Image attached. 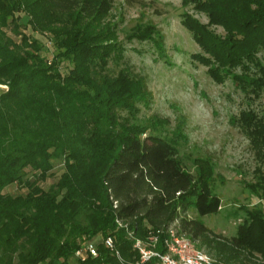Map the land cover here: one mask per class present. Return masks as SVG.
I'll list each match as a JSON object with an SVG mask.
<instances>
[{
    "label": "trees",
    "instance_id": "1",
    "mask_svg": "<svg viewBox=\"0 0 264 264\" xmlns=\"http://www.w3.org/2000/svg\"><path fill=\"white\" fill-rule=\"evenodd\" d=\"M189 3L207 18L181 13L203 51L194 56L216 80L223 67H256L258 77L232 80L264 93V0ZM112 7L113 0H0V264H123L101 245L97 257L76 262L79 243L100 233L114 235L130 263L137 258L133 240L116 219L138 238L177 222L221 263L264 264L262 209L248 211L235 235L209 231L198 216L220 208L212 165L198 158L189 171L176 142L137 120L151 92L126 66L109 68L124 50L108 19ZM145 30L130 36L151 38ZM241 121L264 147V115L243 113ZM9 185L21 191L4 192Z\"/></svg>",
    "mask_w": 264,
    "mask_h": 264
},
{
    "label": "rangeland",
    "instance_id": "2",
    "mask_svg": "<svg viewBox=\"0 0 264 264\" xmlns=\"http://www.w3.org/2000/svg\"><path fill=\"white\" fill-rule=\"evenodd\" d=\"M184 10L207 23L189 0H113L108 19L117 25V41L124 50L122 61H111L109 68L116 72L126 66L145 78L151 98L148 104H139L137 120L152 122L155 131L176 142L189 171H194L198 158L212 165L211 189L220 198V208L198 218L212 233L232 236L248 211L257 207L264 212V147L241 126L243 113L262 118L264 93L245 92L232 80L235 74L258 77L252 65L247 70L220 68L223 77L219 80L211 76L208 65L194 56L203 51L181 23ZM136 27L152 37L130 36ZM208 29L225 34L219 26ZM258 60L264 66L260 55ZM61 172L59 166L48 181L56 180ZM20 191L15 185L4 189L12 194ZM186 216L196 215L189 210ZM194 242L200 243L198 238Z\"/></svg>",
    "mask_w": 264,
    "mask_h": 264
},
{
    "label": "built area",
    "instance_id": "3",
    "mask_svg": "<svg viewBox=\"0 0 264 264\" xmlns=\"http://www.w3.org/2000/svg\"><path fill=\"white\" fill-rule=\"evenodd\" d=\"M119 226L127 228V235L133 240L132 248L137 258L125 263L116 248V239L111 234H98L79 243L74 250L76 262H85L99 255L98 246L107 248L123 264H144L153 260V264H225L219 262L211 253L196 247L195 242L181 232L174 222L167 227L149 230L145 238L135 237L127 224L116 219ZM161 244L163 251L157 248Z\"/></svg>",
    "mask_w": 264,
    "mask_h": 264
}]
</instances>
